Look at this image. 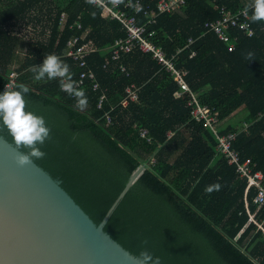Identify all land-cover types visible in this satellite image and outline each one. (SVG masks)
Returning a JSON list of instances; mask_svg holds the SVG:
<instances>
[{
	"label": "trees",
	"instance_id": "1",
	"mask_svg": "<svg viewBox=\"0 0 264 264\" xmlns=\"http://www.w3.org/2000/svg\"><path fill=\"white\" fill-rule=\"evenodd\" d=\"M142 1L154 6L157 0ZM0 3H6L0 8V93L10 73L16 72L9 90L27 87V111L43 116L51 129V138L42 146L46 156L34 163L94 224L110 211L104 232L134 257L146 248L162 264H264V209L253 202L255 188L246 191L247 181L216 152L202 122L190 117L185 98H174L176 85L168 74L150 54L136 49L119 62L128 75L117 63L103 67L109 47L125 36L118 21L103 18L101 8L86 0ZM248 4L246 0H185L179 10L160 14L147 29L155 31L152 40L168 55L179 50L176 64L187 69L189 87L201 104L216 110L220 121L240 108L246 111L245 130L224 124L220 133L237 130L234 148L242 160L250 159L264 174V22L250 20L254 31L250 37L232 31L238 35L233 50L203 28L206 21L220 17V7L233 12ZM34 8L44 17L35 16L34 23H48L50 32L44 40L28 42L22 60L12 67L19 38L5 25L26 19ZM61 13L66 14L63 27L59 26ZM86 28L83 41L97 48L89 53L87 63L100 88L92 90L86 80L81 89L89 106L80 111L76 99L60 90L58 79L35 81L31 69L46 55L57 54L70 66L75 80L78 67L62 55L66 42ZM188 38L193 42L188 44ZM249 52L252 60L245 58ZM130 84L138 87V99L122 107L119 103ZM100 90L106 99L98 109ZM112 107L114 124L107 126L103 114ZM141 130L146 131L144 137ZM0 135L12 144L7 130ZM142 165L138 178L119 197ZM216 183L221 185L219 191L205 192Z\"/></svg>",
	"mask_w": 264,
	"mask_h": 264
},
{
	"label": "built area",
	"instance_id": "2",
	"mask_svg": "<svg viewBox=\"0 0 264 264\" xmlns=\"http://www.w3.org/2000/svg\"><path fill=\"white\" fill-rule=\"evenodd\" d=\"M185 4V0H157L154 6L150 3H144L142 0H122L121 3L113 5L111 0H103V3L92 4L101 8V16L107 20H116L120 24V28L124 31L125 36L120 37L114 41L109 47V57L105 59L103 67L117 63L118 69L128 75L126 67L119 63L122 56L133 51L139 50L143 53L150 54L151 58L164 71L171 80L175 83L176 89L173 92L174 98H185V104L190 109V117L197 121L202 122L205 130L212 137L214 142V148L216 152L223 156L228 165L235 167V171L240 178H244L246 183V191L253 187L256 190V194L253 198V202L257 205L258 209H264V174L256 169V164L250 159L242 160L239 151L234 148L233 143L235 141L237 131H227L220 133V123L218 119V113L214 108L206 104H201L197 98V93L192 91L189 87L186 76L187 69L177 66V54L179 50L173 54L168 55L164 49L157 45L153 40L155 34L154 30L147 29V26L154 24L156 18L163 13H173L179 10ZM250 4V3H249ZM39 9H31L27 14L26 19L18 21V25L23 26L24 30L21 34L13 30L14 25L5 27L12 35L20 38L24 36V40L27 42H35L37 40L45 39L49 34L48 23L42 21L44 24L41 28V24L34 23L35 15ZM220 17L215 20L206 21L203 24V28L206 32H212L218 40L224 43L228 50H233L236 46L238 35L233 32H242L246 36L250 37L254 31L250 23L251 13L249 8H241L237 11L227 10L225 7L219 8ZM37 16V15H36ZM41 18H44L42 14H38ZM143 17V20H140ZM31 19V20H30ZM45 20V19H43ZM46 21V20H45ZM66 22V14L61 13L59 17V26L63 27ZM16 23V24H17ZM46 23V24H45ZM76 27L81 29V23L76 22ZM17 29V28H16ZM88 28L85 29L80 35L72 36L66 42V49L62 56L70 58L78 67L79 73L74 80L78 89H81L86 80L91 82V89L99 90V83L96 80L95 73L88 66L87 56L90 52L97 50L91 41H83ZM251 33V35H250ZM25 36H27L25 39ZM83 41V42H82ZM188 44L193 42L192 38H188ZM194 52H191L190 56ZM16 74L11 72L9 82L14 84V78ZM12 87V86H11ZM75 98V97H72ZM106 99L104 90H100L96 107L101 108L103 101ZM138 99V87L134 84L126 86L124 89V96L120 101L122 107H126L129 103L135 102ZM110 111H106L103 114L105 125L111 126L114 124V116ZM248 124L244 122L243 130L247 128ZM145 130L140 131V136L144 137ZM167 136L172 135V132H167ZM149 140V139H148ZM151 163L154 159L151 158ZM253 220V215H249ZM254 221V220H253ZM258 227H261L258 224Z\"/></svg>",
	"mask_w": 264,
	"mask_h": 264
},
{
	"label": "water",
	"instance_id": "3",
	"mask_svg": "<svg viewBox=\"0 0 264 264\" xmlns=\"http://www.w3.org/2000/svg\"><path fill=\"white\" fill-rule=\"evenodd\" d=\"M10 82L0 94L12 86ZM0 135V264H138L66 191ZM130 176L124 191L138 178Z\"/></svg>",
	"mask_w": 264,
	"mask_h": 264
},
{
	"label": "clouds",
	"instance_id": "4",
	"mask_svg": "<svg viewBox=\"0 0 264 264\" xmlns=\"http://www.w3.org/2000/svg\"><path fill=\"white\" fill-rule=\"evenodd\" d=\"M89 4L103 3V0H86ZM122 0H111L113 5L121 3ZM252 10L251 20L253 23L264 22V0H252L246 5ZM251 35V33H250ZM253 54L249 52L245 57L252 60ZM31 71L35 74V81L59 80L60 90L70 97H75L76 107L83 111L88 108V99L82 89H78L73 79L70 66L57 54H48L42 63L34 65ZM29 89L20 86L19 90H5L0 94V132L7 130L11 136V143L21 154L15 157L18 166L23 167L36 160L43 159L46 153L42 146L51 138V129L47 126L45 118L34 114L26 109L24 99ZM219 183L209 185L205 192L211 194L219 191ZM146 244L147 241H142ZM138 264H162L161 258L153 256L146 248L142 249L136 256Z\"/></svg>",
	"mask_w": 264,
	"mask_h": 264
},
{
	"label": "rangeland",
	"instance_id": "5",
	"mask_svg": "<svg viewBox=\"0 0 264 264\" xmlns=\"http://www.w3.org/2000/svg\"><path fill=\"white\" fill-rule=\"evenodd\" d=\"M47 6H48V4H47ZM39 13H40V9H39V11H37L36 15H38ZM36 15H35V16H36ZM37 25H40V24H37ZM9 26H10V25H9ZM14 26H15V28H14L13 30L17 31L19 34H21V33L23 32V30H24L23 26L18 25V23L15 24ZM40 26H41V25H40ZM16 28H17V29H16ZM41 28H42V26H41ZM26 37H27V36H25V39H27ZM19 40L22 41V42L26 45V47H27V43H28V42H27L26 40H24V36H23V37H20ZM23 49H24V48H23ZM22 58H23V56H22V55H19V59L22 60ZM20 60H18V61H20ZM14 73L16 74V72H14ZM245 116H246V111H245L243 108H240V109H238L237 111H235V112L232 114L231 117H229L227 120H225V125H227V124H236V125H235V128H237V129H242L244 123H242L241 120L244 119ZM240 122H241V124H239ZM223 125H224V124H223ZM221 126H222V125H220V127H221ZM236 131H237V130H236Z\"/></svg>",
	"mask_w": 264,
	"mask_h": 264
},
{
	"label": "crops",
	"instance_id": "6",
	"mask_svg": "<svg viewBox=\"0 0 264 264\" xmlns=\"http://www.w3.org/2000/svg\"><path fill=\"white\" fill-rule=\"evenodd\" d=\"M246 1H248V3H250V0H246ZM3 5L5 6L6 3H0V8L4 7ZM29 12H30V11H29ZM29 12H28V13H29ZM10 23H11V21H10ZM10 23L6 24L5 27H8V26L10 25ZM16 23H17V22H16ZM12 25H13V24H12ZM12 25H10V26H12ZM23 48H24V49H23ZM25 52H26V45H25L22 41L19 40L18 45H17L16 50H15V58H14V61H13L14 63H13V65H12V67L16 66L17 63L19 62V61H18V60H20V59H19V55L24 56ZM231 116H232V115H231ZM241 122L244 123L243 119L241 120ZM241 122H240L239 124H241ZM223 124H225V121H224V122L221 121L220 125H223ZM235 125H236V124H234V126H235Z\"/></svg>",
	"mask_w": 264,
	"mask_h": 264
}]
</instances>
